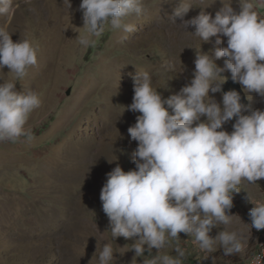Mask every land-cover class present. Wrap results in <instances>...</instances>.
<instances>
[{"label":"rangeland","instance_id":"obj_1","mask_svg":"<svg viewBox=\"0 0 264 264\" xmlns=\"http://www.w3.org/2000/svg\"><path fill=\"white\" fill-rule=\"evenodd\" d=\"M193 1L205 7L204 0H190L192 5ZM15 2L19 7L7 24L13 41L28 38L38 46V65L29 68L16 88L36 91L41 105L26 125L33 130L32 141L0 142V264H97L96 256L105 243H112L116 252L113 264H143L147 257L136 258L130 247L122 248L133 240H112L100 200L107 173L117 163L125 172L135 169L137 142L128 128L140 113L125 110L134 95L132 76L149 72L153 87L168 98L190 83L196 52L214 51L215 38L199 40L177 26L179 19L177 25L171 22L168 16L178 0H143V15L128 19L135 25L133 32L109 26L84 48L77 39L84 35L81 0H70V9L66 0ZM194 6L185 19L199 14L201 9ZM231 6L238 12L239 0H232ZM155 10L166 15L164 24L150 23ZM206 11L214 17L215 13ZM257 11L264 16V5L258 4ZM5 22L0 18V24ZM221 39L224 43L219 47H226L227 38ZM225 60L215 63L223 68ZM169 65L174 71H168ZM3 71L0 79H14L7 67ZM223 75L228 77L225 84L232 81L230 72ZM241 92L246 95L245 104L264 110V97L249 94L242 86ZM210 96L222 101V93ZM234 122L226 123L223 130L230 133ZM240 190L233 197L231 225H218L210 235L215 237L224 227L240 230L248 238L246 250L225 256L217 247L213 253H203L194 237L180 233L179 243L188 251L183 264H232L227 259L231 256L249 263L257 238L255 229L246 225L251 223L249 212L254 207L248 196L253 203L264 202V179L255 185L244 181ZM175 243L171 241L161 252L175 255ZM156 253L153 249L152 255Z\"/></svg>","mask_w":264,"mask_h":264},{"label":"clouds","instance_id":"obj_2","mask_svg":"<svg viewBox=\"0 0 264 264\" xmlns=\"http://www.w3.org/2000/svg\"><path fill=\"white\" fill-rule=\"evenodd\" d=\"M66 3L70 9V0ZM220 3L214 17L206 11L209 6L198 7V15L185 19L193 5L190 0H178V7L168 16L176 25L179 19L177 26L199 40L215 38L214 51L196 52L190 83L163 98L149 72L132 76L134 95L125 110L140 113L128 128L137 142L135 169L125 172L117 163L107 173L100 200L112 240H133L122 248L130 247L136 258L147 257L143 264H183L188 251L179 243L180 233L194 237L203 253L220 247L230 256L243 253L248 244L240 230L224 227L215 237L210 233L218 225H231L233 197L241 191L242 182L255 185L264 179V110L241 103L235 90L222 91L227 70L231 80L249 94L264 97V16L257 11L264 0H239V12L231 6L232 0ZM18 7L15 0H0V18L6 21L0 24V71L7 67L14 74L13 80L0 79V142L32 141L33 130L26 125L41 105L36 91L16 88L29 68L38 65V46L28 38L14 42L7 29ZM79 10L84 35L77 39L87 48L109 26L133 32L135 25L128 19L141 17L144 3L81 0ZM190 27L194 33L186 31ZM221 37L227 38L226 47H219L224 43ZM221 58H226L223 68L215 63ZM168 71H174V66L169 65ZM210 93H222V101L218 103ZM233 119V130H223ZM248 199L254 207L249 212L251 223L246 225L264 230V202ZM171 241L176 242L175 255L162 253ZM153 249L157 250L154 256ZM114 253L112 243H105L96 256L97 264H113ZM251 264H264V259L255 255Z\"/></svg>","mask_w":264,"mask_h":264},{"label":"bare ground","instance_id":"obj_3","mask_svg":"<svg viewBox=\"0 0 264 264\" xmlns=\"http://www.w3.org/2000/svg\"><path fill=\"white\" fill-rule=\"evenodd\" d=\"M229 1V0H228ZM194 2V1H193ZM200 2H202V1H200ZM223 2L224 3H227V1L226 0H223ZM203 3V2H202ZM204 3H205V7H209L208 8V10H210V12L212 11L213 13H215L216 11H218L221 7H222V4L220 3V0H204ZM193 5H195V6H198V4L196 3V2H194V4ZM202 5V4H201ZM234 5V4H233ZM240 5V4H239ZM194 6V7H195ZM198 7H200V6H198ZM197 7V8H198ZM156 11V10H155ZM239 12V11H238ZM151 14H152V12H151ZM151 14H150V23H152V24H155V23H160V22H166L167 20H166V18H165V14L163 13V11L162 10H158V12L156 11V13H153L152 14V16H151ZM169 19V18H168ZM164 24V23H163ZM166 25V24H165ZM119 117H120V115H118ZM118 116H116V118H115V121H116V119H117V117ZM118 124H120V121L119 122H117ZM127 124H131L130 122H128ZM75 149V148H74ZM54 218V217H53ZM50 219V218H49ZM43 221V220H42ZM45 221H47V220H45ZM33 229V228H32ZM74 248V247H73Z\"/></svg>","mask_w":264,"mask_h":264},{"label":"built area","instance_id":"obj_4","mask_svg":"<svg viewBox=\"0 0 264 264\" xmlns=\"http://www.w3.org/2000/svg\"><path fill=\"white\" fill-rule=\"evenodd\" d=\"M255 231L257 238V247L248 264H251V260L255 255H260L262 259H264V230L257 231L255 229Z\"/></svg>","mask_w":264,"mask_h":264},{"label":"water","instance_id":"obj_5","mask_svg":"<svg viewBox=\"0 0 264 264\" xmlns=\"http://www.w3.org/2000/svg\"><path fill=\"white\" fill-rule=\"evenodd\" d=\"M223 89L226 92L229 91V90H235V91H237L241 95V103H244V104L246 103V101H247L246 100V95L241 92V86H240V84L231 81V82L225 84L223 86Z\"/></svg>","mask_w":264,"mask_h":264},{"label":"trees","instance_id":"obj_6","mask_svg":"<svg viewBox=\"0 0 264 264\" xmlns=\"http://www.w3.org/2000/svg\"><path fill=\"white\" fill-rule=\"evenodd\" d=\"M232 264H242L241 261L236 256H231L227 258Z\"/></svg>","mask_w":264,"mask_h":264}]
</instances>
